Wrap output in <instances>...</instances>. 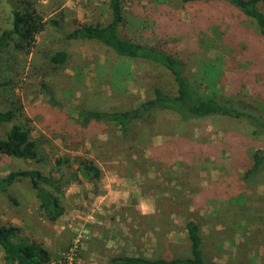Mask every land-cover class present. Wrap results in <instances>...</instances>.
<instances>
[{
	"label": "rangeland",
	"instance_id": "obj_1",
	"mask_svg": "<svg viewBox=\"0 0 264 264\" xmlns=\"http://www.w3.org/2000/svg\"><path fill=\"white\" fill-rule=\"evenodd\" d=\"M122 2L129 20L136 23L148 14L149 23H152L157 6L178 10L175 18L167 23L165 38L172 45L185 47L189 78L200 93L209 91L204 83L196 84L195 74L200 73L196 72L201 65L209 58H227L229 54L222 39L216 37L214 41L213 36L205 33V16L211 17L210 26L223 23L221 30L225 32L232 30L233 24L243 25L256 38L255 45L264 47V42L256 37L254 24L225 5H181L178 0ZM14 5L15 0H0V29L7 26ZM34 7L46 19L61 20L63 29L80 21L103 24L108 21L110 13L107 0H41ZM193 11L198 17L190 21ZM221 16L223 21L219 19ZM196 23H199L198 27ZM207 35L201 44V38ZM51 38L66 46L68 61L56 73L42 76L34 50L48 45ZM34 50L29 54L9 50L0 53V108H12L15 111L13 121L29 129L38 143L39 159L0 156V176L23 169H38L45 174L57 175L53 162L65 155L70 158V166L62 167L67 173L77 169L81 159H87L99 169V175L91 179H83L78 172L81 180L64 188V212L53 221L39 213L38 200L29 178L15 181L8 188L9 196L0 193V221L19 226L21 237L61 256L44 264H107L113 254L139 252L158 256L165 249L172 255H184L188 253V242L183 230H169L165 234L169 242L163 240V245L159 246L154 242L155 230L149 218L143 216L160 212L169 199L170 205H174L171 216L176 215L174 219L181 225L193 207L186 194L201 192L206 187L219 191H226L224 189L228 187L239 190L243 198L238 206L249 205L247 213L253 219L240 218L236 209L217 213L215 201L213 205L200 206L198 213L189 212L200 225L206 255L226 264H264V225H256L264 212V191L260 180H264V171L260 179L248 182L241 179L249 153L264 148V134H252L249 125L242 120L218 117L204 121L206 126L202 128L205 130L200 134L199 123L178 125L174 132H169L170 136L180 133L195 140L198 152L191 153L187 159L184 157L188 153L172 155L169 160L166 155L157 153L156 145L164 142V134L147 136L148 148L140 151L142 157L133 153V156H126L125 146L116 139L115 125L95 122L81 127L72 125L71 118L80 107L109 110L137 105L145 98L149 82L171 85L168 70L138 59L121 57L97 41L60 42V36L49 25L38 34ZM42 82L46 83L44 87ZM215 87L224 95L229 89V85L220 79ZM244 89L248 91L245 86ZM158 118L167 121L177 117L169 111H160ZM223 131L230 133L229 142L234 141L243 149L244 155L234 161L227 154H221L218 165L211 154H201L206 144L221 139ZM136 133L137 139L142 140L141 128ZM132 157L136 161H129L128 158ZM187 203L189 211H184ZM63 254L69 258H64Z\"/></svg>",
	"mask_w": 264,
	"mask_h": 264
},
{
	"label": "trees",
	"instance_id": "obj_2",
	"mask_svg": "<svg viewBox=\"0 0 264 264\" xmlns=\"http://www.w3.org/2000/svg\"><path fill=\"white\" fill-rule=\"evenodd\" d=\"M38 1L41 0H15V5L10 10L7 26L0 29V53L4 50L21 54L36 51V59L42 70L40 74L49 76L56 73L68 61L69 54L66 46L51 38L48 45L34 50L38 34L45 30L46 25H49L60 36V42L97 41L121 57L161 66L168 70L171 76V85L166 86L157 81L149 82L145 88V98L137 105L109 110L80 107L77 114L71 118L72 125L86 127L95 122L115 125L118 131L116 139L119 144L125 146L126 156L133 153L142 157L140 151L148 148L149 138L147 136L164 134V142L157 143L156 149L158 154L166 155L167 160L172 155L182 152L188 153L184 157L187 159L191 153L198 152L195 140L180 133L175 136L169 135V132H174V128L178 125L199 123L201 129L198 132L200 134L205 130L202 128L206 126L204 121L223 117L246 122L252 134H264V47L255 45L256 38L252 37L251 31L243 25L233 24V29L225 32L221 30L223 23L210 26L211 22L208 21L211 17H204L207 23L205 33L213 36L214 41L216 37L222 39L223 44L229 49V54L227 58L225 56L209 58L201 65V69L196 72L200 73L195 74L196 84L204 83L209 91L200 93L194 88L189 78L185 47L172 45L165 38L168 34L167 23L175 18L177 9L157 6L152 23H149V14L142 17L140 23H136L129 20L122 0H107L110 10L107 22L101 24L80 21L63 29L61 20L54 17L46 19L34 7ZM178 3L181 5L197 3L225 5L251 21L256 29L257 39L264 42V0H178ZM197 17L198 15L193 11L190 21H194ZM219 19L223 21L224 17L221 16ZM198 25L199 23H196V27ZM208 35L201 38V44ZM256 56L259 58L255 59ZM219 79L223 84L229 85L225 95L215 87ZM45 84L42 82L43 87ZM244 86L247 87V92ZM160 111H169L177 118L162 121L158 118ZM14 117L15 111L12 108H0V156L8 155L19 159L38 160L37 141L30 135L28 128L13 121ZM138 128H141L142 140L137 139L136 130ZM223 132L221 139L217 143L210 141L204 146L201 154L203 156L211 154L218 165L221 154H227L234 161L244 155L243 149L233 143L234 141L229 142L230 133ZM128 159L131 162L136 161L133 157ZM246 160L248 163L243 168L241 179L248 182L263 177L264 148L252 150ZM69 162L70 158L66 155L55 159L53 163L57 175L45 174L38 169L11 170L4 176H0V193L8 195V188L15 181L29 178L38 200L39 213L53 221L64 212L62 203L64 188L72 182L81 180L78 172L83 179H91L99 175L98 167L87 159L79 160L77 169L67 173L62 170V167L63 165L70 166ZM260 180L264 191V180ZM224 190L226 191L206 187L201 192L187 193L186 199L193 207L189 211L187 203L184 211H193L194 214L200 206L210 203L213 205L215 201L214 208L217 213H220V210L236 209L240 218L251 219L247 213L250 206H238L241 204L239 202L243 194L232 187ZM169 202L168 199L160 212L150 213L143 217L149 218L151 227L155 230L154 242L159 246L164 242H169L165 237L169 230H183L188 242V253L172 255L168 249H165L163 254L158 256H147L139 252L113 254L107 259V264H226L206 255L200 225L191 213L188 212V217H184L181 225L176 223L177 219H174L176 215L174 218L171 216L174 212V205L172 207ZM254 221L257 222V220ZM263 222L264 212L256 225H264ZM19 233V226L0 221V264H44L51 258L61 257L35 241L21 237Z\"/></svg>",
	"mask_w": 264,
	"mask_h": 264
},
{
	"label": "built area",
	"instance_id": "obj_3",
	"mask_svg": "<svg viewBox=\"0 0 264 264\" xmlns=\"http://www.w3.org/2000/svg\"><path fill=\"white\" fill-rule=\"evenodd\" d=\"M63 255H64V254H63ZM63 255H62V256H63ZM64 258H69V255H64Z\"/></svg>",
	"mask_w": 264,
	"mask_h": 264
}]
</instances>
